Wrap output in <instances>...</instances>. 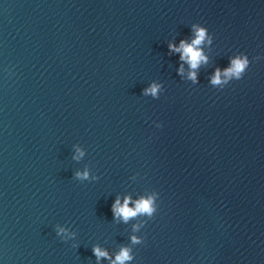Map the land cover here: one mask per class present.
Segmentation results:
<instances>
[{"label": "water", "instance_id": "1", "mask_svg": "<svg viewBox=\"0 0 264 264\" xmlns=\"http://www.w3.org/2000/svg\"><path fill=\"white\" fill-rule=\"evenodd\" d=\"M194 23L213 38L196 83L168 49ZM241 53L243 77L211 85ZM154 191L151 219L113 217ZM122 247L127 264H264V0H0V264Z\"/></svg>", "mask_w": 264, "mask_h": 264}, {"label": "clouds", "instance_id": "2", "mask_svg": "<svg viewBox=\"0 0 264 264\" xmlns=\"http://www.w3.org/2000/svg\"><path fill=\"white\" fill-rule=\"evenodd\" d=\"M193 32V39L190 43L181 40L179 45L176 46L172 43L168 44V49L173 53H180L179 59L188 64L190 71L188 72L187 78L191 80L193 83L197 82L196 72L195 70L199 67L201 62H207V57L203 54L201 45L207 43H212V36L208 33V30L200 26L198 24L191 25ZM255 60L260 59V57H255ZM249 67V59L246 54H238L236 56L229 58V66L221 71L217 68L213 75L210 77V84L218 89H223L230 81L232 80H240L247 68ZM177 73L179 75H183V65H181L177 69ZM223 77V78H222ZM161 90V86L159 84L153 83L148 88L144 89L143 95L151 96L153 98H158V93ZM156 127H161L159 123L156 124ZM77 155L73 157L75 160H79L80 157L84 155L79 148L76 149ZM75 177L80 180H86L89 178L88 170L85 169L83 172L77 171L75 173ZM95 178V177H94ZM157 198L158 193L152 192L147 195L140 196L135 201H131L132 207H129L130 198L125 197L124 202L121 203L119 199L113 202L111 211L113 217L121 218L125 223L129 221V219H135L139 216L146 217L147 219H151L154 214L157 212ZM145 221H142V224H145ZM139 226L133 225L134 230H138ZM66 229L63 227H56V235L61 236L62 233H65ZM63 239V237H61ZM132 243H140V240L136 236H132ZM93 254L96 256L97 260L100 257L107 258L108 254L105 251H102L98 247H94L92 249ZM133 257L130 255V249L127 247H122L120 251L116 254L115 260L111 261L110 264H127V262L131 261Z\"/></svg>", "mask_w": 264, "mask_h": 264}]
</instances>
